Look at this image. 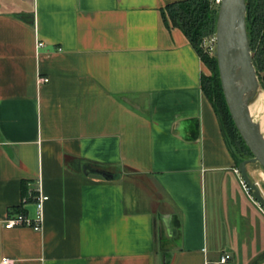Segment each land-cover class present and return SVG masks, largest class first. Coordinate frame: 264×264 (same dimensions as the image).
Listing matches in <instances>:
<instances>
[{
	"label": "crops",
	"instance_id": "obj_1",
	"mask_svg": "<svg viewBox=\"0 0 264 264\" xmlns=\"http://www.w3.org/2000/svg\"><path fill=\"white\" fill-rule=\"evenodd\" d=\"M174 1L0 0V257L264 264V211ZM35 187L41 228L3 225Z\"/></svg>",
	"mask_w": 264,
	"mask_h": 264
},
{
	"label": "water",
	"instance_id": "obj_2",
	"mask_svg": "<svg viewBox=\"0 0 264 264\" xmlns=\"http://www.w3.org/2000/svg\"><path fill=\"white\" fill-rule=\"evenodd\" d=\"M216 13L214 56L219 84L233 124L250 151L248 157L238 162L237 170L251 197L264 211V197L245 170L246 163L254 161L264 169V138L256 122L251 119L243 98L245 91L259 85L247 41L245 0H220ZM238 73L241 75L240 81Z\"/></svg>",
	"mask_w": 264,
	"mask_h": 264
},
{
	"label": "trees",
	"instance_id": "obj_3",
	"mask_svg": "<svg viewBox=\"0 0 264 264\" xmlns=\"http://www.w3.org/2000/svg\"><path fill=\"white\" fill-rule=\"evenodd\" d=\"M216 7L210 0H177L169 2L165 7L166 18L187 37L195 48L205 67L211 73L201 75V86L218 115L221 128L232 148L238 152L239 161L248 157L250 151L242 141L237 128L234 126L228 113L225 99L219 84L216 57L206 52L199 53L197 42L203 34L214 31ZM245 27L249 41L252 64L258 79V84L264 92V0H245ZM101 175L110 172L106 165L93 164L92 166Z\"/></svg>",
	"mask_w": 264,
	"mask_h": 264
},
{
	"label": "built area",
	"instance_id": "obj_4",
	"mask_svg": "<svg viewBox=\"0 0 264 264\" xmlns=\"http://www.w3.org/2000/svg\"><path fill=\"white\" fill-rule=\"evenodd\" d=\"M220 0H217L219 3ZM209 42L214 45L215 42V36L212 35L210 38H208ZM42 44V41L36 42L37 46H40ZM41 79L46 80L47 77H42ZM238 172L236 168H234ZM240 184H242L243 188L248 191V188L246 184H244L243 180L240 178ZM31 202L33 203L34 210L31 216L27 215V213L23 209H18L17 212H7V214L4 216L3 219V225L9 226V227H18V226H28L31 229L39 230L41 228L42 224V203L47 198V194H44L42 192H39V190H36V187L33 189L32 193H29ZM25 197H22L20 200V203L25 202ZM20 206V205H19ZM229 254L226 252L220 253L218 256V260H216V263H220L225 261L228 258ZM15 259L10 256H1L0 257V264H14Z\"/></svg>",
	"mask_w": 264,
	"mask_h": 264
},
{
	"label": "rangeland",
	"instance_id": "obj_5",
	"mask_svg": "<svg viewBox=\"0 0 264 264\" xmlns=\"http://www.w3.org/2000/svg\"><path fill=\"white\" fill-rule=\"evenodd\" d=\"M210 1L213 3V5H215V7L217 9V7H218L217 0H210ZM214 31H215V29H214ZM214 31H212L211 33L203 34L200 37V40L197 42V45H196L197 48H199V53L206 52L209 55L214 54L215 44L212 45L208 40V38H210L212 35H214ZM249 49H250V47H249ZM214 57H216V56H214ZM205 71H206L205 74L209 75L211 73V71L207 67H206ZM258 89L262 90L263 107H264V92H263V89L260 87V84L258 85ZM247 173H248L250 179L255 181V183L257 184V186L260 189L261 194L264 197V169L256 161L249 162V163H247ZM248 193H250V192H248Z\"/></svg>",
	"mask_w": 264,
	"mask_h": 264
},
{
	"label": "bare ground",
	"instance_id": "obj_6",
	"mask_svg": "<svg viewBox=\"0 0 264 264\" xmlns=\"http://www.w3.org/2000/svg\"><path fill=\"white\" fill-rule=\"evenodd\" d=\"M240 70H237V72ZM238 80H241V75L238 73ZM258 80V79H257ZM243 98L247 104V110L251 119L258 125L261 134L264 138V107L262 90L257 87H251L244 92Z\"/></svg>",
	"mask_w": 264,
	"mask_h": 264
}]
</instances>
